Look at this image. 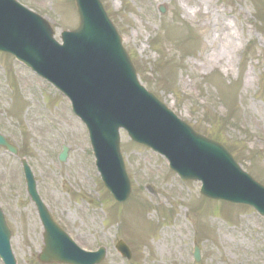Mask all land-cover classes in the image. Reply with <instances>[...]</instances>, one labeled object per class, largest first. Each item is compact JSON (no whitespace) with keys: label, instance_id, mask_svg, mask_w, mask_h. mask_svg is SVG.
<instances>
[{"label":"rangeland","instance_id":"374dc122","mask_svg":"<svg viewBox=\"0 0 264 264\" xmlns=\"http://www.w3.org/2000/svg\"><path fill=\"white\" fill-rule=\"evenodd\" d=\"M18 1L48 21L57 41L77 27L73 0ZM100 2L146 90L224 146L264 186V0ZM0 134L19 151L14 157L0 148V208L16 264H39L43 245L25 193L23 157L51 218L80 249L104 247L101 264H193L195 247L197 264H264L263 218L250 208L204 200L199 183L181 182L161 157L134 145L123 131L131 193L116 205L69 102L1 54ZM62 146L69 150L64 164L57 161ZM61 202L71 208H60ZM119 240L129 247L130 261L115 250Z\"/></svg>","mask_w":264,"mask_h":264},{"label":"water","instance_id":"95a60500","mask_svg":"<svg viewBox=\"0 0 264 264\" xmlns=\"http://www.w3.org/2000/svg\"><path fill=\"white\" fill-rule=\"evenodd\" d=\"M75 1L81 27L84 23L83 15H86L91 4H85V0H83L84 5L80 6L79 1ZM160 12L163 14L164 8H161ZM85 19L87 20V18ZM10 28H13L15 32L13 43H8L3 39ZM43 28L50 36L52 35L48 26L43 25ZM19 33L24 34L19 35ZM109 33L114 58L108 56L107 58H111L112 62L115 59L123 67H126L125 69L121 68L118 76L108 82L111 84L110 90L104 86L101 89L96 82H93L91 87L66 81L70 69L60 61L58 56L53 59L52 65L48 64L47 69L43 67L42 50L38 46L39 44L45 45L44 36L41 31H37L29 24L23 26L15 24L12 27L6 23L2 25L0 27V51L13 54L70 97L75 113L88 126L95 150L96 165L104 185L116 200L123 201L129 195L128 180L123 169L121 170L119 159L117 134L119 126L114 122L116 118L114 106L117 105L118 109L124 113L126 129L132 139L164 155L170 163V168L181 180L201 181L203 196L232 204L248 205L264 216V200L251 194L261 195L262 190L252 183L245 174H241L221 147L194 133L152 96L145 94L135 83L133 86L140 91L145 102L141 103L139 99L129 96L132 92L130 85L132 79L128 70L133 76L135 71L124 50L120 48L119 40L114 32L109 30ZM53 50L52 48L48 49V53ZM104 61V59L100 60L97 65ZM81 70H86L94 75H107L105 68L92 71L90 65L83 66ZM119 83L123 84L121 89L118 87ZM0 146L14 155L17 154L16 150L8 145L2 136H0ZM66 158L67 149L64 148L59 161L65 162ZM116 162L119 164L118 169ZM21 164L27 192L36 204L45 231L44 247L38 260L43 264H100L104 258V250L100 249L95 254L79 250L50 220L45 207L37 196L35 182L29 167L24 160L21 161ZM10 236L0 210V258L4 264H15L9 247ZM117 249L122 256L130 258V253L122 242L117 244Z\"/></svg>","mask_w":264,"mask_h":264},{"label":"bare ground","instance_id":"6f19581e","mask_svg":"<svg viewBox=\"0 0 264 264\" xmlns=\"http://www.w3.org/2000/svg\"><path fill=\"white\" fill-rule=\"evenodd\" d=\"M59 207L62 208V209L65 208V207H68L69 209L71 208L69 205L67 206V204H66L65 202H61V203L59 204ZM79 207H80V206H79ZM79 207H78V208H79ZM82 217H83L84 220H87V217H86L85 215L82 214ZM84 220H83V221H84Z\"/></svg>","mask_w":264,"mask_h":264}]
</instances>
